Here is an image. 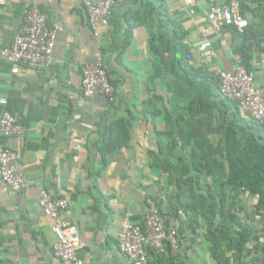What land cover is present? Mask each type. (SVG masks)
Masks as SVG:
<instances>
[{"label": "crops", "instance_id": "1", "mask_svg": "<svg viewBox=\"0 0 264 264\" xmlns=\"http://www.w3.org/2000/svg\"><path fill=\"white\" fill-rule=\"evenodd\" d=\"M98 1L0 0V98L6 101L0 113L7 111L26 129L23 136H0V147L16 152L27 181L14 194L0 180V264H70L53 256L56 238L38 206L40 190L66 201L63 219L78 229L83 264H127L117 234L125 223L143 222L147 200L173 223L179 243L175 253H151V264H223L207 239L212 221L217 223V215H210L220 196L217 152L210 160L203 155V148H217L220 141L217 114L214 109L192 119L183 85L180 95L168 88L179 81L172 63L178 48L163 22L159 27L148 13L162 10L175 22L181 55L201 75L214 77L237 67L234 51L241 44L206 19L209 7L224 0H114L109 25L95 33L85 4ZM32 5L62 32L48 68L13 73L1 52L18 34L23 9ZM158 38L162 64L151 51L150 40L157 44ZM98 60L113 87L111 99L82 90L81 68ZM251 64L256 85H264V54ZM116 122L124 126L127 143L106 150ZM224 190L225 208L249 233L236 264H264V209L244 191Z\"/></svg>", "mask_w": 264, "mask_h": 264}, {"label": "built area", "instance_id": "2", "mask_svg": "<svg viewBox=\"0 0 264 264\" xmlns=\"http://www.w3.org/2000/svg\"><path fill=\"white\" fill-rule=\"evenodd\" d=\"M188 3L192 1L188 0ZM114 5V0L85 4L87 23L91 31L96 33L99 28L109 25ZM22 16L18 34L1 55L12 64L13 73L20 67L31 70L48 68L53 62L55 43L62 28L49 26L46 16L35 5L25 7ZM206 19L217 32L224 27H234L242 31L248 25L236 0L209 7ZM239 61L237 56V67L232 71H217L218 92L224 99L234 102L243 116L264 125V85H256V74L247 72ZM80 73L85 94L112 98L114 90L100 60L83 66ZM5 104L6 101L0 98V106ZM25 133L23 125L7 111H1V137H19ZM0 180L14 194L27 188V181L19 169L16 152L4 147H0ZM38 206L51 221V231L56 238L52 249L54 258L63 263L83 264L79 258V250L84 245L79 239L78 229L63 219L67 208L66 201L53 197L46 190H40ZM117 247L127 264H151L149 251L157 255H162L167 250L175 253L179 249V243L173 223L167 221L152 200H147L143 222L123 224L117 234ZM225 264H235L233 257L228 256Z\"/></svg>", "mask_w": 264, "mask_h": 264}, {"label": "trees", "instance_id": "3", "mask_svg": "<svg viewBox=\"0 0 264 264\" xmlns=\"http://www.w3.org/2000/svg\"><path fill=\"white\" fill-rule=\"evenodd\" d=\"M231 0H224L228 3ZM240 4L241 15L248 21L247 27L238 31L234 27H224L221 31H231L232 35L239 37L240 46L236 48L234 54L239 57L240 64L247 72H253L251 60L255 55L264 54V0H236ZM146 11L144 12V14ZM162 10L149 11L148 16L156 18V23L160 27L163 22V29H168L174 49L178 48V53L172 57L173 66L178 73V80L169 89H173L174 95H180L182 85L187 91L189 104L187 113L193 119L199 113L212 115L214 109L217 114V125L214 130L220 135L217 148L208 146L203 148V155L210 160L212 154L217 152V182L218 192H220L217 203V210L210 211L213 218L217 215V223L213 221L207 235L211 245V251L223 260L227 261L228 256H232L236 264L237 255L241 252L249 240V233L245 226L241 225L235 214L224 206L225 187L233 191H244L256 200V207L264 209V125L255 123L243 116L237 105L224 99L218 92V76L209 77L207 74H200L187 63V59L181 55V32L177 24L167 19ZM160 29V28H159ZM153 55L166 60L165 50L157 39L150 40ZM198 79L199 85L198 84ZM182 84V85H181ZM200 93V95H198ZM207 125L210 123L206 121ZM124 126L121 122H116L111 128V138L106 144V150L126 145L128 136L123 132ZM125 129V128H124ZM126 131V129L124 130ZM119 137V134L122 133ZM193 135L190 132L188 137ZM204 146L207 141H204ZM203 146V143H199ZM207 146V145H206ZM222 161L223 166L219 164ZM233 226L239 228L232 231ZM154 254L149 251V255Z\"/></svg>", "mask_w": 264, "mask_h": 264}]
</instances>
